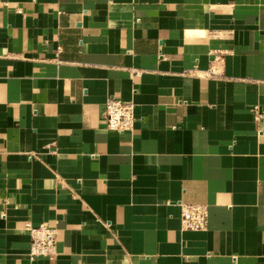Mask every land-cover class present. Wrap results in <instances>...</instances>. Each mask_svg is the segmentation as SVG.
I'll list each match as a JSON object with an SVG mask.
<instances>
[{"label":"crops","instance_id":"0c3cea01","mask_svg":"<svg viewBox=\"0 0 264 264\" xmlns=\"http://www.w3.org/2000/svg\"><path fill=\"white\" fill-rule=\"evenodd\" d=\"M0 264H264V0H0Z\"/></svg>","mask_w":264,"mask_h":264},{"label":"built area","instance_id":"2783aa9c","mask_svg":"<svg viewBox=\"0 0 264 264\" xmlns=\"http://www.w3.org/2000/svg\"><path fill=\"white\" fill-rule=\"evenodd\" d=\"M254 118L260 121L263 117L259 107L253 110ZM105 117L108 122V129L123 133L132 131L136 122L134 104H126L118 98L110 97L105 103ZM181 207V227L187 231H205L209 223V209L202 204H180ZM31 237L29 249L30 259L45 257L50 260L56 259L57 251V231L49 225L43 223L33 226L30 223L26 227Z\"/></svg>","mask_w":264,"mask_h":264}]
</instances>
